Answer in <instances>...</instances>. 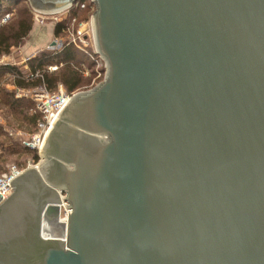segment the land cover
I'll return each instance as SVG.
<instances>
[{"label":"water","instance_id":"obj_1","mask_svg":"<svg viewBox=\"0 0 264 264\" xmlns=\"http://www.w3.org/2000/svg\"><path fill=\"white\" fill-rule=\"evenodd\" d=\"M93 3L105 78L11 183L0 264H264V0Z\"/></svg>","mask_w":264,"mask_h":264},{"label":"trees","instance_id":"obj_2","mask_svg":"<svg viewBox=\"0 0 264 264\" xmlns=\"http://www.w3.org/2000/svg\"><path fill=\"white\" fill-rule=\"evenodd\" d=\"M13 1L16 4L13 8L15 9L13 16L4 25L0 26V55L9 53L12 47L20 46L34 27L33 11L28 1ZM11 11H5L3 1L0 5V12L4 13L0 14V22L4 15ZM89 12H91L90 8L85 10L72 9L68 15L69 17L63 23L53 24L54 36L63 37V30L73 17H78L81 20L86 18ZM98 58L99 55L93 50L87 54L77 49L73 44L66 43L61 50H44L28 61L31 70H43V79L27 80L23 76L22 68L12 65L0 67V79L6 77V75L13 76V84L16 89L20 90H30L45 84L49 91L54 92L58 90L57 88L61 84L67 93L71 94L89 82L87 78H84V70L87 68L94 75V67L97 65L96 59ZM51 65H60V67L54 72H48V67ZM15 93L0 88V99L11 112L18 113L19 109L23 108L30 111L29 116L22 117V120L31 124L34 128L33 132H35L38 123L44 121L42 114L37 111L34 101L26 97L17 98ZM23 149L34 152L24 146ZM38 161L39 156L35 152L34 162ZM2 170L0 168V171Z\"/></svg>","mask_w":264,"mask_h":264},{"label":"built area","instance_id":"obj_3","mask_svg":"<svg viewBox=\"0 0 264 264\" xmlns=\"http://www.w3.org/2000/svg\"><path fill=\"white\" fill-rule=\"evenodd\" d=\"M29 5L33 11L34 22L41 26L51 19L54 21L53 22L54 24L63 23L69 17L68 15L72 10V9H67L55 14L44 13L34 9L30 3ZM87 8H90L92 13H94L95 5L93 3V0H82L81 2L75 4L73 7V9H79V10H85ZM14 12L15 9H13L11 12L6 13L0 22V26L4 25L13 16ZM92 18L89 21H81L78 19V17H73L66 24V27L63 30V33L67 35V40L63 39L62 37H56L54 40L55 43L54 47L50 45L48 49L61 50L62 48H64L65 44L68 43V44H73L77 49L87 54L89 53V48L94 47L95 53L97 54L95 48V41H94ZM32 58H29V60ZM96 61H98L99 66L103 69L102 72L105 78L106 66L104 61L100 58V56L98 59H96ZM0 62H2V60ZM3 65L5 66L6 64ZM59 67L60 65H51L48 67V71L54 72L58 70ZM99 76H101L100 73ZM24 78L27 80L43 79V70L41 69L29 70V72L25 74ZM95 86H93L92 88H94ZM17 92H18L17 96L19 98L31 97V99H33L35 102L37 111H39L44 118V121L38 123L36 132L34 134L21 140V144L25 148L34 151L39 155V153L41 152L40 151L41 146L43 145L44 141H46L45 138L47 132L52 122L56 119L57 113H61V111L69 103V101L75 95V93L69 94L61 91L60 93L51 94V92H49L45 84L36 87L33 91L17 89ZM13 135L14 134L11 133V136ZM32 163H33L32 161H28L27 169L32 167L37 168V166H39V164L32 165ZM25 170L26 169H23L19 166L17 167L16 164H12V165H6L4 167V170L0 171V205L3 204L13 194L14 187L11 186V183L14 180H16ZM62 203H63L64 211L66 212L65 225H67L70 210L68 209V204L64 202V200ZM64 236L66 241V237L68 236L66 226H65Z\"/></svg>","mask_w":264,"mask_h":264},{"label":"rangeland","instance_id":"obj_4","mask_svg":"<svg viewBox=\"0 0 264 264\" xmlns=\"http://www.w3.org/2000/svg\"><path fill=\"white\" fill-rule=\"evenodd\" d=\"M15 6L16 4L14 1H4L5 11H11ZM1 13L4 12H0V14ZM92 15L93 13L91 11L89 12L88 16L84 19H81V21H89L92 18ZM53 22L54 21L52 19L48 20L42 26L34 22L33 30L20 46L12 47L9 53L0 55V59L2 60V62H0V66H4L3 64L19 66L22 68L24 72L23 75L25 77V74L31 70L28 66L29 58H32L33 56L36 57V55L41 51L48 50L50 44L52 42L54 43L56 37L54 36V33L53 35L50 34L51 31L49 29V27L53 26ZM43 27H47V31H42L41 34L37 33L38 29H42ZM62 38L67 40V35L64 34ZM91 50L95 52L94 47H90L89 52ZM96 64L97 65L94 67V75H92L89 69L85 68L83 75L84 78L89 80V82L74 92L75 94L79 92H87L93 89V86L96 84L98 85V83L103 81V69L99 66L98 61H96ZM99 73L101 76H99ZM0 88L10 92H16V97L19 98L17 96V89L13 84V76L6 75V77H2L0 79ZM34 89L35 88L28 91H33ZM57 89L58 90L54 91L55 93H60L61 91L67 93L66 89L61 84H59ZM54 92H51V94ZM29 99L34 101L31 99V97H29ZM29 114L30 111H28L26 108L19 109L18 113L9 111V109L0 99V168L3 170L6 165L12 164H16L17 167L19 166L23 169H27L28 161H32L34 163H32V165L39 164V166H37V168H39L44 162L41 158V153L38 155L39 161L34 162L35 152H28L27 150L23 149V145L21 144L22 139L27 138L36 132H33L34 128L31 126V124H28L27 121L22 120V117L29 116ZM11 133L14 135L11 136Z\"/></svg>","mask_w":264,"mask_h":264},{"label":"crops","instance_id":"obj_5","mask_svg":"<svg viewBox=\"0 0 264 264\" xmlns=\"http://www.w3.org/2000/svg\"><path fill=\"white\" fill-rule=\"evenodd\" d=\"M46 28H47V27H45V28L43 27L42 29H38L37 33L41 34L42 31H47ZM53 28H54V26L49 27V29H50V31H51V32H50L51 35H53V32H54V31H53ZM49 36H50V35H49ZM51 44H52V43H51ZM51 44H50V45H51Z\"/></svg>","mask_w":264,"mask_h":264},{"label":"bare ground","instance_id":"obj_6","mask_svg":"<svg viewBox=\"0 0 264 264\" xmlns=\"http://www.w3.org/2000/svg\"><path fill=\"white\" fill-rule=\"evenodd\" d=\"M55 122H56V119L52 122V124H51V126H50L48 132H49V131L51 130V128L54 126ZM48 132H47V135H48ZM47 135H46V136H47ZM45 139H46V138H45ZM44 142H45V141H44ZM43 148H44V143H43V145L41 146V149H40L41 152L43 151Z\"/></svg>","mask_w":264,"mask_h":264}]
</instances>
